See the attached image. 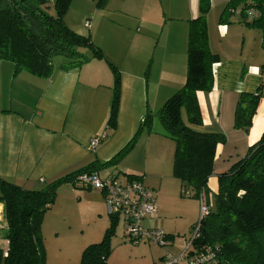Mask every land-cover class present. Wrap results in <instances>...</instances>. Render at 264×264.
<instances>
[{
  "label": "crops",
  "instance_id": "obj_1",
  "mask_svg": "<svg viewBox=\"0 0 264 264\" xmlns=\"http://www.w3.org/2000/svg\"><path fill=\"white\" fill-rule=\"evenodd\" d=\"M79 1L71 0L64 22L74 32L88 35L103 57L82 49L87 60L64 70L62 57L61 63H52L48 77L14 73L12 62L0 61V179L24 189H41L92 162L108 161L132 138L146 112L155 115L185 82L189 20L198 15V0H107L100 8L97 0ZM227 1L210 0L208 46L219 61L212 66V89L196 92L201 117L197 130L225 136L215 149L207 183L211 194L217 192V174L242 158L264 132V98L259 99L247 131L233 126L239 95L254 93L264 81V54L252 46L251 34L258 29L238 22L237 14L227 23L218 22ZM258 42L264 51L261 32ZM108 63L120 75L114 130L107 127L114 83ZM100 134L103 138L91 149L90 139ZM173 150L174 142L162 135L155 116L151 132H142L116 165L101 166L97 173L121 182L129 175L138 176L153 195L155 189L159 194ZM61 188L80 196L88 193L74 191L83 187L69 182L57 190ZM92 193L103 207V193L97 189ZM4 228L0 203L3 248ZM153 249L151 259L156 264L163 255Z\"/></svg>",
  "mask_w": 264,
  "mask_h": 264
},
{
  "label": "trees",
  "instance_id": "obj_2",
  "mask_svg": "<svg viewBox=\"0 0 264 264\" xmlns=\"http://www.w3.org/2000/svg\"><path fill=\"white\" fill-rule=\"evenodd\" d=\"M106 1L98 0L97 7H103ZM70 2L53 0L54 14H51L48 0H0V61L12 62L14 73L26 71L48 77L55 56L65 58L64 70L88 59L82 49H89L94 57H103L88 35L74 32L64 22ZM210 5V0H198V15L189 20L184 85L165 100L155 115L147 111L132 138L108 161L92 162L37 190L0 179L5 223L3 239L6 241L5 247L0 248V264H45L41 223L44 213L55 201L58 186L66 182L77 186L75 178L79 174L116 165L142 132L152 131L155 116L162 135L174 142L172 175L180 181L182 193L199 200L203 197L207 206V213L200 215L193 226V230L197 228V235L191 241L188 254L209 249L214 254L212 264H264V132L242 158L217 174V192L211 194L208 178L213 173L216 146L224 142L225 136L221 132L191 128L182 116L184 112L190 125H200L196 92L212 89V66L219 57L208 46L206 14ZM234 14L238 22L261 32L264 47V0H228L218 22L227 23ZM108 64L114 83L107 127L114 130L120 101V75L113 64ZM260 98H264V81H260L254 93L239 95L234 110L235 128L249 129ZM132 177L138 176H127ZM110 217L102 239L82 251L80 264H112L107 258L117 217ZM164 256L161 264H164Z\"/></svg>",
  "mask_w": 264,
  "mask_h": 264
},
{
  "label": "rangeland",
  "instance_id": "obj_3",
  "mask_svg": "<svg viewBox=\"0 0 264 264\" xmlns=\"http://www.w3.org/2000/svg\"><path fill=\"white\" fill-rule=\"evenodd\" d=\"M81 3L82 1H79V4ZM47 5L50 13L54 14L53 0H48ZM87 5L88 2H86ZM85 22L86 24L89 23L88 20ZM259 34L260 31H253L251 40L252 46L257 47L255 51L262 55L264 51H260ZM62 59V56H55L53 58L54 65L61 63ZM182 114L183 120L188 126L191 128L196 127L187 122L184 112ZM162 185L161 193L158 194V190H154L155 203L159 208V212L155 214L151 226L167 234L165 245L148 244L147 242L135 244L127 241L124 236L123 220L117 218L110 238L111 250L107 258L109 263L153 264L155 262L152 261L151 256L156 253L153 248L160 249L162 255L167 254L175 258L180 256L184 242L189 241L193 226L199 220L200 200L182 193L180 181L172 176V155L168 175L163 178ZM83 188L74 189L77 192H88L82 196L75 192L72 194L69 189L56 190L54 203L44 213L41 223V235L45 250V264H80L84 248L92 243L99 242L109 226L111 217L108 214L105 202L104 206L101 207L92 193L94 189L87 190L85 187ZM164 218L166 225L162 226L161 222L162 220L165 222ZM148 221L145 220L143 224L150 226L148 224L150 221ZM153 221L155 224H153ZM0 248H3L1 231ZM161 260L156 264H161ZM180 264H183V262Z\"/></svg>",
  "mask_w": 264,
  "mask_h": 264
},
{
  "label": "built area",
  "instance_id": "obj_4",
  "mask_svg": "<svg viewBox=\"0 0 264 264\" xmlns=\"http://www.w3.org/2000/svg\"><path fill=\"white\" fill-rule=\"evenodd\" d=\"M88 26V23L86 24ZM103 135H96L90 139L89 147L94 149ZM77 186L97 189L103 193L108 214L123 220L124 236L131 243L147 242L165 245L166 235L160 229L144 225L145 220H151L156 214V203L153 192L146 187L139 177L119 181L116 177L102 178L97 172L82 173L75 178ZM186 195H188L186 193ZM207 213V206L203 197L200 198V215ZM197 235V228L193 230L189 241H185L183 251L175 258L165 255L164 264H212L214 254L205 249L199 253L189 255L188 249L192 239Z\"/></svg>",
  "mask_w": 264,
  "mask_h": 264
}]
</instances>
